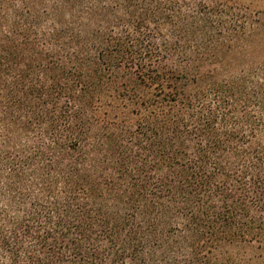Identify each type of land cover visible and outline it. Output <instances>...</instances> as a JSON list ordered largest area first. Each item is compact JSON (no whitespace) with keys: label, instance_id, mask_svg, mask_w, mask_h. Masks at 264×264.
Segmentation results:
<instances>
[{"label":"trees","instance_id":"16d2710c","mask_svg":"<svg viewBox=\"0 0 264 264\" xmlns=\"http://www.w3.org/2000/svg\"><path fill=\"white\" fill-rule=\"evenodd\" d=\"M258 15L0 0V264H264Z\"/></svg>","mask_w":264,"mask_h":264},{"label":"rangeland","instance_id":"374dc122","mask_svg":"<svg viewBox=\"0 0 264 264\" xmlns=\"http://www.w3.org/2000/svg\"><path fill=\"white\" fill-rule=\"evenodd\" d=\"M221 5L231 8H245L250 7L253 11L257 12L258 17L264 21V0H214ZM246 255H250L249 252Z\"/></svg>","mask_w":264,"mask_h":264}]
</instances>
